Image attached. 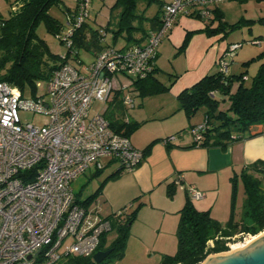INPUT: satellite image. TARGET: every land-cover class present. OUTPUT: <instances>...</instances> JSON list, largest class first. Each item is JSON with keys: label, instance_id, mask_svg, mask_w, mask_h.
Here are the masks:
<instances>
[{"label": "built area", "instance_id": "1", "mask_svg": "<svg viewBox=\"0 0 264 264\" xmlns=\"http://www.w3.org/2000/svg\"><path fill=\"white\" fill-rule=\"evenodd\" d=\"M222 1L171 0L163 7L160 28L149 32L144 44L124 50L107 44V32L101 28L105 48L96 55L88 53L94 59L86 64L77 57L71 38L87 19L90 0H75L74 20L56 37L66 48L60 56L63 64L45 82L44 94L25 97L17 87L0 82V264H56L66 256L94 253L111 222L97 209L75 203L71 182L110 165L133 171L144 155L129 137L111 128L106 111L91 112L92 104H109L118 91L124 112L134 109V83L151 74L157 48L176 18L183 14L208 20L213 5ZM241 46L228 45L215 62L216 70L227 75ZM20 112L42 115L44 123H23ZM122 120L129 122L126 115ZM205 129V122L190 129L195 144L202 141ZM174 140L169 136L161 142ZM174 184H181V176ZM186 191L193 201L203 198L193 187ZM123 211L114 212L113 218L121 219Z\"/></svg>", "mask_w": 264, "mask_h": 264}, {"label": "trees", "instance_id": "2", "mask_svg": "<svg viewBox=\"0 0 264 264\" xmlns=\"http://www.w3.org/2000/svg\"><path fill=\"white\" fill-rule=\"evenodd\" d=\"M6 1L16 10H11L7 19L1 16L4 26L0 28V82L17 87L23 95L25 90L29 89L32 97L36 93V85L46 82L52 72L63 64L60 56L52 54L45 41L38 38L37 27L42 24L47 33L57 37L60 33L65 32L69 23L74 20L77 14V5L75 3L74 9L70 10L64 8L62 0ZM140 4L144 7L139 13L137 8ZM151 5L158 7L157 12L152 18L147 19L143 13ZM165 5L160 4V0H116L113 7L109 9L110 18L113 10H119L116 27L113 29L110 26V20L101 27L107 34H111L109 45L115 47L121 40L124 46L119 50L127 49L131 45H142L149 32L160 28ZM55 6H60L66 12L67 18L64 23H60L49 14V11ZM190 17L203 20L198 15ZM203 21H207L203 30L186 33L179 52L185 51L191 37L198 32L204 33L208 37L219 34L227 37L229 31L232 30L223 20V14L216 6L211 9V17ZM147 23L150 30L145 27ZM100 29H93L88 20H84L80 27L74 30L71 39L72 48L76 50L77 57L80 51L96 55L105 48V43L101 41L99 35ZM230 44L234 43L228 45ZM256 59L262 61L247 85L245 84L246 80L243 79L246 77V72L238 75L229 73L225 75L215 69V72L206 75L195 85L179 94L180 109L189 119L197 112L203 111V122H205L206 129L203 132L202 141L198 144L194 143L195 146L218 148L224 151L235 140L264 134V131L255 134L249 133L251 127L255 125L264 126V53ZM256 59L253 58L244 63V67L246 68ZM156 71L153 65L149 76L134 83L135 90L139 91L140 96L154 95L168 90V86L161 85L154 77ZM235 83L238 85L232 91ZM120 95L121 93L118 91L114 93L113 99L109 103L114 112L109 114L106 112L105 116L116 133L129 137L139 128L140 124L125 123L121 119L124 108ZM155 142L157 141L151 142L142 151L144 157ZM101 172L94 173V176H99ZM117 176L118 173H113L106 177L96 190L83 201L74 195L75 203L86 210L90 209V206L102 194L105 183ZM238 179L241 181L244 192L241 219L235 221L231 215L230 220L222 225L211 216L210 211H199L187 194L184 205L179 211L176 229L177 251L172 256H164L160 264H200L210 254L228 251L227 244L233 237L243 234L254 236L264 231V160H257L249 164L239 174H233L230 178L232 210ZM175 189L176 185L173 181L166 188L168 198L174 196ZM139 208L140 205L131 213L123 211V217L119 220L113 218V213L105 217L111 222L110 231L114 230L117 233L116 238L109 245L106 244L108 232H105L101 235L99 245L91 256H66L56 264H96L92 258L100 250H111V252L98 264H107L106 261L110 258L121 259L124 256L131 224L136 219ZM210 241L213 243L211 247L208 245Z\"/></svg>", "mask_w": 264, "mask_h": 264}, {"label": "crops", "instance_id": "3", "mask_svg": "<svg viewBox=\"0 0 264 264\" xmlns=\"http://www.w3.org/2000/svg\"><path fill=\"white\" fill-rule=\"evenodd\" d=\"M170 2L171 0H160L162 5ZM63 6L69 9L65 3ZM215 6L225 16L221 4ZM64 13L67 18L65 11ZM206 22L180 14L168 35L159 44L154 60V68L157 70L154 77L161 85L168 86L167 91L140 96L134 85L133 94L135 100H138L136 108L129 114V122L138 123L140 126L129 139L132 145L141 151L151 142H157L133 171H124L117 165H110L99 176H95L100 177L108 169L110 171L106 177L118 173L115 179L105 183L102 194L95 201L103 211V214H100L102 217L123 208L133 209L136 205H140V208L149 206L151 209L160 210L166 217L176 215L184 205L187 187H193L203 193V198L192 202L200 206L199 211H205L210 202L207 195L211 196V191L215 190L218 183L226 180L228 176L231 178L233 174L240 173L249 164L264 160V134L235 140L224 151L218 148L197 147L194 144L190 129L203 122V111L197 112L189 119L180 109L178 96L206 75L215 72L217 58L229 43L236 42L228 41V37H223L222 34L208 37L198 32L191 37L185 51L179 52L186 33L203 30ZM146 26L148 28L149 24ZM108 36L110 37L106 38V43L110 44L111 34ZM116 46V49H121L124 43ZM228 73L234 75L230 71ZM237 85L235 83L233 87L236 88ZM169 136H175V140L168 145L162 144L161 140ZM89 175L93 177L94 173L91 171ZM177 176H181V184L176 186L174 196L168 198L166 188ZM172 219L176 220V217L173 216Z\"/></svg>", "mask_w": 264, "mask_h": 264}, {"label": "rangeland", "instance_id": "4", "mask_svg": "<svg viewBox=\"0 0 264 264\" xmlns=\"http://www.w3.org/2000/svg\"><path fill=\"white\" fill-rule=\"evenodd\" d=\"M62 2L65 3L69 9H74L75 0H62ZM115 2L116 0L90 1L89 15L86 20H88V23L93 29H100V27L104 26L109 19L110 26L113 29L116 27L119 10H113L111 18L109 15V9L113 7ZM220 4L221 9L225 14V16H223V20L227 23V25H229V27L232 28L227 36L228 41H236L235 43H240L242 45L233 57L229 66V71L234 75L246 72L248 80L245 81V84L247 85L249 84L251 78L255 75L258 66L262 61L256 58L260 54L264 53V0H243L241 2L238 0H226L220 2ZM143 7L144 6L142 4L138 5L137 11L140 13ZM157 8L158 7L156 5H151L143 13V16L145 18L152 17ZM11 10L12 5L8 1L0 0V15L2 18L7 19L10 16ZM49 14L60 23L65 22L66 16L64 10H62L60 6L53 7L49 11ZM145 27L147 26L145 25ZM36 34L39 39L45 41L52 54L58 56L65 54V46L60 43L55 36L47 33L42 24L37 27ZM108 34L110 35V33ZM108 34L107 37H110ZM254 40H257L258 44L251 43ZM121 42L118 41V46L116 47H119L120 44L123 43ZM79 58L86 64H89L94 59L93 56L85 53L84 51L79 52ZM253 58L256 60L252 61L246 68L242 66L243 63L248 60L250 61ZM234 89L235 87H233V90ZM44 90L45 82L40 84L35 94H44ZM24 96L31 97L29 89L25 90ZM137 100L138 99L135 100L136 104ZM134 109L128 111V113L124 112L121 119H124L125 115L129 118V114H131ZM97 111H106L108 114L114 112L110 104H103L95 101L92 104L91 112ZM19 116L23 123H32L38 126L42 125L45 120L44 116L33 115L29 112H20ZM260 131H264V126L255 125L251 127L249 133L255 134ZM109 171V169L105 170L98 178L95 176L91 177L89 175L91 174V171H87L86 173L80 175L71 182L73 194L77 196L80 201H83L96 190L100 181L109 174ZM229 178L230 177L228 176L226 180L218 183L215 190L211 191V196L210 194L207 195L210 202L208 203L206 210L210 211L211 216L222 225H225L230 220L231 215L235 221H239L242 217L243 211L244 192L241 181L238 179L236 182V191L232 210V183ZM216 191H218V193H216ZM194 204L195 207L199 209L200 206H198L196 202ZM137 206L139 205H136L133 209H123H125L124 212L127 211V213H131ZM93 208L94 210L97 209L99 214H103L99 204L94 202L90 206V209ZM173 216L176 217V220L172 219ZM178 221L179 213L166 217L160 210L151 209L149 206H142V208H139L138 210L136 219L131 224L124 256L121 259L110 258L106 261L107 264H160L164 256H172L177 251L176 229ZM261 233H264V231H261L254 236L243 234L233 237L227 244L229 248L228 251L235 250L246 245ZM116 236V231H109L106 238V244L109 245L116 238ZM212 244V241L208 243L210 247Z\"/></svg>", "mask_w": 264, "mask_h": 264}, {"label": "water", "instance_id": "5", "mask_svg": "<svg viewBox=\"0 0 264 264\" xmlns=\"http://www.w3.org/2000/svg\"><path fill=\"white\" fill-rule=\"evenodd\" d=\"M110 252L111 250L96 252L93 262L101 263ZM200 264H264V233L235 250L208 255Z\"/></svg>", "mask_w": 264, "mask_h": 264}]
</instances>
